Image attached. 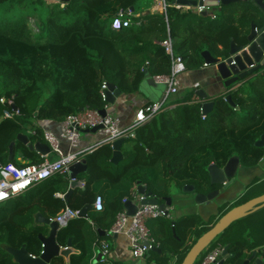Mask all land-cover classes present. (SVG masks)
Masks as SVG:
<instances>
[{
	"label": "trees",
	"instance_id": "1",
	"mask_svg": "<svg viewBox=\"0 0 264 264\" xmlns=\"http://www.w3.org/2000/svg\"><path fill=\"white\" fill-rule=\"evenodd\" d=\"M148 1L153 0H0L1 165L16 163L15 156L8 159L12 142L15 151H21L29 163L41 162L43 158L37 152L17 140L18 133L37 129V135L27 133L31 141H44L37 121H61L82 108L103 109L108 104L103 96L104 83L114 84L123 94H132L140 91L148 75H168L172 59L161 42L169 34L175 54L183 58L186 67H200L205 62L204 51L225 60L232 40L246 44L250 21L260 13L255 1L248 0L245 7L215 25L208 21L209 16L171 5L167 16L145 9ZM167 2L172 4L174 0ZM131 7L132 24L119 30L112 28L119 10ZM230 8L223 6L226 13ZM226 93L213 99V110L205 118L202 102L193 98L192 89L168 103L136 131L135 138L125 139L124 158L118 164L111 162L113 150L109 146L88 155V170L78 175L85 188L75 189L68 201L56 196L69 188L68 177L58 174L12 204H0V264H15L2 244L15 248L26 244L30 253L40 254L38 234L46 228L30 223L37 211L55 217L66 206L82 209L101 195L105 209H90L88 217L97 228L109 231L124 208L123 198L138 180L157 196L166 197L173 195L158 187L167 182H175L180 188L194 184L196 191L213 187L207 170L211 163L223 167L236 155L243 166L257 164L264 157V148L255 145L264 134V67L229 87ZM227 95L237 108L226 100ZM2 97L14 101L21 110L20 117L4 118L3 110L12 106L2 104ZM167 218H156L158 225H148L161 252L151 251L145 264H168L174 256L176 264H183L202 235L191 243L194 231L201 227L196 216L184 215L174 224ZM254 219L263 227L254 226ZM89 222L78 217L59 231L60 244L71 239L80 250L72 256L71 264H88L84 260L90 258L85 233ZM217 242L229 245L230 257L224 264H243L254 251L256 257L264 259V208L230 225L211 244ZM60 264L65 263L62 260ZM249 264L256 263L253 259Z\"/></svg>",
	"mask_w": 264,
	"mask_h": 264
},
{
	"label": "built area",
	"instance_id": "2",
	"mask_svg": "<svg viewBox=\"0 0 264 264\" xmlns=\"http://www.w3.org/2000/svg\"><path fill=\"white\" fill-rule=\"evenodd\" d=\"M152 4L156 11H160L165 16H167V9L171 5L183 11L193 10L198 14L207 11L212 19L217 17V15L212 12L211 7L199 3L194 6L190 4H181L178 0H174L172 4H169L167 0H153ZM133 15L134 12L131 11V9L119 10L117 16L112 20V28L119 30L130 26L132 24L131 17ZM161 45L172 59L171 72L168 75L153 77L156 82L165 83L167 85L161 98L140 106L135 111L132 120L126 126L122 125V120L118 115L110 112L109 104H107L104 107L108 110L105 116L100 113V110L90 108H85L81 111L69 114L59 122V134L41 128L44 142L48 144L50 153L56 154V158L54 160H48L47 157L49 153L43 156V160L39 163H27L24 165L10 163L1 165L0 204L8 203L10 200L27 193L35 186L58 174L66 175L70 183L69 169L71 165L79 162L82 158H86L99 148L109 146L113 150L115 141L120 138H135L136 131L140 127L163 111L169 103L170 96L179 93L181 90L182 83L180 77L186 71L187 67L183 58L175 54L173 39L170 34L161 42ZM205 65L207 64L205 63ZM198 87L199 84H195L194 90H197ZM105 88L106 83L103 85V89ZM194 98L199 100L196 93ZM1 103L12 106L11 108H5L3 110L4 118L14 119L21 116V110L18 107L14 108V101L12 99L2 97ZM202 116L203 118L206 117L203 114ZM97 126L101 127H99L95 133H88L95 135L94 138L86 143L83 142V130L95 128ZM29 133L37 135L38 131L37 129H31ZM63 142L67 143L66 150L63 148ZM147 198L146 193H139L136 187L131 190L130 193L123 198V203L125 204L131 201L135 204L137 206L135 213L129 215L124 207L117 213L116 219L109 230L116 235L123 234L130 240L132 256L136 264H145L146 256L160 246L159 241L152 235L147 225L148 221L170 216V214H165L163 210H160L158 205L142 204ZM92 207L95 211H103L105 209V199L103 196L98 195ZM80 212L81 209H73L66 206L58 212L55 217H51V220L58 223V230L60 231L68 226L71 220L80 217ZM210 244L206 246L205 250H207V252L200 258L198 264L220 263L224 245L217 242L215 243V247L209 249ZM94 246L101 250L105 260H107V256H109L111 252L110 243L102 240L100 242H95ZM61 247H66V245H61Z\"/></svg>",
	"mask_w": 264,
	"mask_h": 264
},
{
	"label": "water",
	"instance_id": "3",
	"mask_svg": "<svg viewBox=\"0 0 264 264\" xmlns=\"http://www.w3.org/2000/svg\"><path fill=\"white\" fill-rule=\"evenodd\" d=\"M57 2L69 0H56ZM247 0H178L181 4H190L196 5L197 3L209 6L213 9L220 8L223 6H228L237 2H242ZM255 3L260 8V13L254 17V20L251 22L250 31L247 34V43L246 44H236L234 40L230 44V55L225 60L220 58L213 57L209 51H204L202 53L204 61L207 65H216L218 72L221 77L225 80L224 85L226 88H229L239 82L240 80L248 77L249 75L255 73L262 67H264V0H254ZM222 6V7H221ZM131 11H134V7H131ZM202 15L207 16L208 12H202ZM147 81L155 87L161 88L163 91L166 89L167 85L165 83L156 82L154 78L149 75L143 81ZM122 91L118 89L112 83H106V88L103 89V96L106 102L109 105H115L117 98L122 96ZM196 94L200 100L203 101L201 108L202 114L207 116L214 107V101L208 100V95L203 89L196 91ZM226 100L234 107L236 104L233 102L230 95H227ZM14 108L16 106L14 105ZM84 108H82L83 110ZM100 113L105 116L108 113L106 108L100 110ZM83 130V133H95L98 128ZM17 140L21 141L23 144L28 146L31 151H36L39 154L45 156L50 153V148L48 144L44 141L32 142L30 136L24 131H20L17 135ZM125 142V138H120L115 141L113 145V154L111 162L113 164H118L123 158L122 145ZM255 145L258 147L264 148V134H262L259 139L255 142ZM15 151V142L10 144L9 148V160H12L14 157ZM1 166V164H0ZM88 164L87 159L82 158L79 162L71 165L69 169L70 184L67 192L64 195V200L68 201L72 196L73 192L77 188H85V183L78 179L80 173L87 172ZM210 182L211 184H222L223 189H227L236 179L238 172L240 171V178L244 176L252 175V171H256L255 167L243 166L239 156H232L226 164L221 167L215 163H211L207 167ZM259 172L258 170L256 173ZM239 180V179H238ZM137 190L139 193H146L147 199L142 202V204H153L158 205L160 210H163L165 214L170 213V209L173 205V196L160 197L154 194L152 191L148 190V187L141 180L137 181ZM194 184H187L183 188V192H191L194 196V203L196 205H201L203 203L212 204L213 198L215 197V192L208 194L197 193L195 192ZM218 193V191H216ZM190 194V193H189ZM257 204L261 206L256 207L254 210H251ZM264 206V194L256 198L251 199L243 205L236 206L227 212L212 228L203 233L193 247L189 250L186 255L183 264H195L196 260L205 250L206 246L210 244L214 239H216L221 233H223L234 221H237L241 218L246 217L251 212L256 211L257 209ZM124 207L127 210L129 215L135 213L137 206L131 201H128L124 204ZM169 207V208H168ZM200 207V206H195ZM92 209V205L85 206L81 209L80 217L87 218L88 210ZM200 213L203 214L199 208ZM33 220L36 225H40L46 228L44 233L43 231L38 234V239L41 242L42 252L35 255L28 251L27 245L23 244L20 248H15L8 244H2V248L6 250L13 259L15 264H60L63 260L65 264H71V257L73 255L79 254L80 251L76 249L72 240L69 239L66 247H61V244L58 242V223L52 221L50 217L45 216L41 211H37L33 215ZM174 224V221H173ZM100 236H116L112 231H105L98 229ZM174 232V229H173ZM154 251L161 252L160 248H155ZM257 251L252 253L248 259H246L243 264H249L253 259L256 264H263L262 258L256 257ZM230 257L229 254V245L224 246L222 253V259L219 264H224L225 260ZM256 257V258H255ZM104 261V255L99 248H96V256L94 257L92 264H99ZM136 264V262L134 263Z\"/></svg>",
	"mask_w": 264,
	"mask_h": 264
},
{
	"label": "crops",
	"instance_id": "4",
	"mask_svg": "<svg viewBox=\"0 0 264 264\" xmlns=\"http://www.w3.org/2000/svg\"><path fill=\"white\" fill-rule=\"evenodd\" d=\"M247 1L237 2V3L232 4V6L230 5L231 8H230L229 12H227V13L222 12L223 11L222 6H221L222 9H220L219 7L216 9L212 8V12L217 15L216 18L222 19V21H224V19H225V17H227V15L231 14L236 9L238 10V9H242L243 7H245L244 4ZM152 2L153 1L146 2L145 3V7H146L145 9L150 8V9L156 11V9L153 7ZM189 11H193V10H189ZM137 14H139V12H137ZM200 15H202V13ZM207 16H209L212 19V17L210 16L209 13ZM252 21H250V26H251ZM249 31H250V28H249ZM249 31L247 32V34L249 33ZM236 44H238V43H236ZM180 78H181V83H182V88L179 91L180 93L184 92L186 94V92L190 91L191 89L194 90L195 84H199V87L197 90L203 89L206 92V94L208 95L209 101H213V99L215 97H218L221 95H226L227 94L226 92L228 91V88H226L224 85L225 80L221 77L220 73L218 72L217 66L216 65H205V62L200 67H195V68H188L187 67L186 71L181 75ZM197 90H194L195 93ZM163 92L164 91L161 88L155 87L152 84L145 81L144 84L141 85L140 91H138L136 93H132V94H122V96L117 98L115 105H109L110 112L118 115L122 120V125L126 126L132 120V117H133L135 111L140 106H142L143 104H145L147 102L158 100L159 98H161ZM178 97L181 98L178 95H175L174 97L170 98L169 103L172 101H175L176 98H178ZM199 101H201L203 103L202 100L199 99ZM59 122L60 121H57V120H48V121L40 122V123H38V121H37V124H39L41 126V128H43V129H47V130H50L56 134H59V132H60ZM30 130L31 129H29L27 133H29ZM94 136L95 135H89V134L85 135L83 138V142H85V143L88 142L90 139H93ZM62 145H63V148L66 150L67 149V143L63 142ZM34 152H36V151H34ZM37 154H39V153L37 152ZM14 156L16 157V163H14L16 165H24V164H27L30 162L29 160H25L23 158L21 151H19V152L14 151ZM39 156H41L43 158V155L39 154ZM47 158H48V160H51L49 158V156ZM8 159H9V157H8ZM254 166H256V165H254ZM248 177L247 178L243 177V180H248ZM241 180H242V177L238 181H241ZM34 188L29 190V192H31ZM136 188H137V185H136ZM133 189L134 188H132L131 190H133ZM29 192H27V193H29ZM63 195H65V193H62V192H58L56 194V196H58L60 198H64ZM17 198H15V199H17ZM15 199H13V200H15ZM181 207H183V206H181ZM88 216H90L89 213H88ZM86 219H88L91 222H89V224L85 228L86 238L88 239L89 246H90V248H89V254H90L89 257L90 258L85 259L84 260L85 263L87 261L88 264H92V261H93L94 257L96 256V248H97L94 246V244H95V242H100L102 240H105V241L110 243L111 252H110V255L107 256V260H105V257H104V261L100 262L99 264H134L136 262L132 256L131 242L125 235L119 234L116 236H110L107 234L106 236H100V234L98 232V228L92 223L93 219L91 217L90 218L88 217ZM105 231H107V230H105ZM43 232L47 233V231H43ZM172 263H174V264L177 263V257L176 256L173 257Z\"/></svg>",
	"mask_w": 264,
	"mask_h": 264
},
{
	"label": "rangeland",
	"instance_id": "5",
	"mask_svg": "<svg viewBox=\"0 0 264 264\" xmlns=\"http://www.w3.org/2000/svg\"><path fill=\"white\" fill-rule=\"evenodd\" d=\"M56 2H57L56 0H47V3H56ZM222 12L224 13V10ZM208 21H210L211 23H214L215 25L221 24L223 22L222 19H219L218 21H215V22L213 21L212 22V20H211L210 17L208 18ZM175 95H171L170 98L174 97ZM177 95L180 96V97H182L184 95V92H181V93L179 92ZM236 113L241 115V111H238V109H237V112ZM26 131L28 132V129ZM87 134L88 133H82V137H84ZM89 135H93V134H89ZM49 158L51 160H54L56 158V154L50 153L49 154ZM250 167H253V166H250ZM258 167L263 172L262 173L261 172L255 173L254 174L255 175L254 179L251 180L252 182L251 181H248V180H243V178H242L241 181H236L237 183L234 182L230 186V188L227 191V195L225 196V198L228 199V200H224L225 204H228L229 202H231L233 200H236V199H238L240 197L242 198L241 200H249L254 195H259L260 194V192L263 189L264 184L261 185V186H259L258 185V182H256V181H258L259 179H261V177H263V174H264V162L262 163V165H260ZM239 177H240V171L238 172L237 180L239 179ZM245 177L247 178V176H244V178ZM253 183H254V185H258V186L251 187V185ZM184 186L185 185H183L180 188L175 182L174 183H171V184H169L167 182L165 184L160 185L158 187V189L160 188L159 189L160 191L166 192V193H169V194L173 195V198H174V200H173L174 202H173V205H172V209L170 210V213H169L170 216L166 219V221L172 222V221H175V220H179V218H181L184 215L185 216L193 215V216L198 217L201 220V225H200L201 227L198 226L200 228L198 230H195L194 233H193V239L191 240L192 241L191 243H193L201 234H203L208 228H210L215 223L216 219H214V217L218 215V211H219L218 209L221 208V207H219V206H212L208 210V214H202V213H200L199 208L198 207H194L195 206L194 205L195 203H194V196L192 195V193L191 192H186V193L183 192ZM13 202H14L13 200H10L9 201L10 204H12ZM240 202H242V201H240ZM230 205L227 208H224V211L223 212L228 211V210H231V209L234 208V206H233L234 204H232L231 206ZM181 206H183V207H181ZM20 218H21V216H20ZM251 218L252 217H250V220H251ZM152 222L153 223H156L157 222V225L160 223L159 219L158 220L151 219V221L149 223H147V225L151 224ZM30 223H32V225L33 224L36 225L34 223V220L32 222H30ZM253 224H254V226L255 225L262 226V223L257 222L255 219L253 220ZM203 226H205V227H203ZM215 246H216L215 243H212V244H210V248L209 249H211L212 247H215ZM206 252H207V250H205L199 256V258L196 260V264L199 263L200 258ZM12 261H13V259H12ZM172 261H173V257H170V259L168 261V264H171ZM262 261L264 262V259H262Z\"/></svg>",
	"mask_w": 264,
	"mask_h": 264
},
{
	"label": "flooded vegetation",
	"instance_id": "6",
	"mask_svg": "<svg viewBox=\"0 0 264 264\" xmlns=\"http://www.w3.org/2000/svg\"><path fill=\"white\" fill-rule=\"evenodd\" d=\"M263 159V160H262ZM258 163L260 164V165H262V163L264 162V158H262ZM257 163V164H258ZM257 164H255L256 166H254L253 165V167H255L257 170H259L260 172H262V170L261 169H259V167L258 166H260L259 164L257 165ZM256 170V171H257ZM256 171H252V175H249V177H248V181H251V180H253L254 179V177H255V173H256ZM239 179H240V177H239ZM236 181H238L237 180V177H236V179L234 180V182H236ZM233 182V183H234ZM252 182V181H251ZM256 182H258V185L259 186H261V185H263L264 184V174H263V177H261V179H259L258 181H256ZM232 183V184H233ZM255 183V182H254ZM254 183L251 185V187H253V186H258V185H254ZM231 184V185H232ZM212 185H214L213 187L211 186L209 189H206V190H202V191H196L195 190V192H197V193H204V194H208V193H211V192H215V197L213 198V202H212V204H205V203H203V204H201V205H198V206H200L199 208L201 209V211L203 212V214H208V210L212 207V206H219V207H221V208H219L218 210V215L217 216H215L214 217V219H216V221H215V223L210 227V228H212L227 212H229L230 210H228V211H225V212H223L224 211V208H227L230 204L232 205V204H234L233 206H234V208L236 207V206H240V205H243V204H245L246 202H248V201H250L251 199H253V198H256V197H258V196H261L262 194H264V192H262V193H260L259 195H254L251 199H249V200H241L242 198L240 197V198H238V199H236V200H233V201H231V202H229L228 204H225V202H224V200H228L227 198H225V196L227 195V191H228V189L230 188V186L227 188V189H223V185L222 184H212ZM216 191H218V193H216ZM192 195H193V193H192ZM225 198V199H224ZM173 200H174V198H173ZM240 201H242V202H240ZM240 202V203H239ZM225 204V205H224ZM195 206H197L196 204H194ZM230 205V206H231ZM258 206H261V204H257V205H255L254 207H252L251 208V210H254L256 207H258ZM262 208H264V206L263 207H261V208H259V209H257L256 211H253V212H251L249 215H251V214H253V213H255V212H257V211H259V210H261ZM249 215H247V216H249ZM246 216V217H247ZM245 218V217H244ZM241 219H243V218H241ZM240 220V219H239ZM238 221V220H237ZM236 221H234L233 223H235ZM232 223V224H233ZM210 224V223H209ZM231 224V225H232ZM230 227V226H229ZM228 227V228H229ZM227 228V229H228ZM226 229V230H227ZM225 230V231H226Z\"/></svg>",
	"mask_w": 264,
	"mask_h": 264
},
{
	"label": "clouds",
	"instance_id": "7",
	"mask_svg": "<svg viewBox=\"0 0 264 264\" xmlns=\"http://www.w3.org/2000/svg\"><path fill=\"white\" fill-rule=\"evenodd\" d=\"M82 181V180H81ZM84 182V181H83ZM85 183V182H84ZM70 184V183H69ZM92 209H93V207H92ZM94 210V209H93ZM88 214V213H87ZM99 229V228H98Z\"/></svg>",
	"mask_w": 264,
	"mask_h": 264
}]
</instances>
